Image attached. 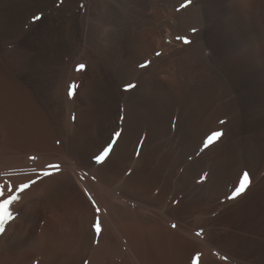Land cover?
I'll return each instance as SVG.
<instances>
[{"label": "rangeland", "instance_id": "1", "mask_svg": "<svg viewBox=\"0 0 264 264\" xmlns=\"http://www.w3.org/2000/svg\"><path fill=\"white\" fill-rule=\"evenodd\" d=\"M197 1L183 7L186 0H89L87 16L58 12L55 18L65 25L76 21L81 29L86 23V38L69 56L67 71L54 62L39 81L14 71L4 55L12 39L0 41V184L38 180L14 205L19 215L0 236V264H264V121L248 125L240 118L227 81L243 64L264 67V37L243 41L222 64L211 65L201 58V46L202 31L213 22L203 18ZM116 30L122 37L112 62L126 68L124 81L136 86L123 91L120 105L125 113L129 102L135 105L129 113L142 150L134 162L114 149L105 164H94L91 158L117 130L106 123L91 135L94 152L87 166L78 167L65 144L67 107L76 97L68 98V85L78 86L77 95L88 92L85 70L77 72L76 66L95 61L99 43ZM177 35L192 43L184 45ZM145 60L152 63L141 69ZM96 80L111 85L116 97L119 83L109 85L103 74ZM110 108L114 112L115 101ZM215 131L223 135L201 150ZM188 139L199 142L182 165L173 153L184 150ZM199 157L211 167L240 170L241 179L247 173L245 192L235 199L228 197L237 185L229 194L222 187L190 192L185 179L169 175L170 166L177 163L182 173ZM49 164L60 165L57 174L38 176L56 171ZM209 178L194 183L204 185Z\"/></svg>", "mask_w": 264, "mask_h": 264}, {"label": "bare ground", "instance_id": "2", "mask_svg": "<svg viewBox=\"0 0 264 264\" xmlns=\"http://www.w3.org/2000/svg\"><path fill=\"white\" fill-rule=\"evenodd\" d=\"M88 1L0 0V41H4L3 44L6 45V37L10 36L12 39L10 48L4 51V55L20 77L39 81L40 76L46 71L45 69L54 62H61L63 66L66 65L65 70H68L69 56L82 49V43L86 38L87 24H81L80 29L78 22L74 21L65 25L60 20L61 17L55 18V16L58 12L60 14L68 9L74 14L78 12L87 16L90 13V5H88L90 2L88 3ZM198 1L200 3L197 4L199 6L201 4L202 7L203 18L208 22H213L211 27L202 31L203 45L201 46L202 50L206 51L201 58L205 59L206 62H211V65L218 67L229 55L234 53V50L236 51L241 46L243 41L247 43L264 37L263 1L259 3V0H228L229 4H225L226 0ZM37 15L41 18L33 23V17ZM16 34L17 38H14ZM121 37L122 35L118 34V30H116L115 33L108 35L99 43L96 59L88 63L84 73V83H89L88 92L82 95L79 93V96L76 95L73 99V104L68 103L65 144L78 167L87 166L89 162L87 159L94 152L90 148L91 139L100 132V128L106 123H108L109 129L115 128L122 132V138L118 141L119 146L115 148L116 155L126 156L127 159L134 162L142 150L140 147L139 152H137V146L142 145V138L140 133L133 132L137 126L132 128L134 123L131 112L129 113L134 104H130V102L127 104L126 113L123 111V105H120L123 94L122 86L128 83L127 80L124 81V76L128 73L127 69L113 63ZM253 43L256 44V42ZM259 44L261 45V43ZM243 65L237 71L228 73L227 81L237 102L240 118L248 125L259 124L264 121V67L254 64H250L249 67ZM102 74L109 85L110 81L111 83H119L115 90L116 97L111 93L113 92L111 85L106 87V85L99 86L101 83L97 84L96 79ZM64 79H67L66 74ZM133 93L135 94L136 91L134 90ZM114 101V112H110V106L114 104ZM134 108L136 107H133L132 114L136 111ZM92 134L94 135L91 137ZM190 140L186 141L184 150L178 149L179 151L176 153L175 149L177 148L174 149L173 156L182 165L188 154H195L199 142L198 140L197 142ZM171 141L169 142L171 143ZM183 144L182 146H184ZM175 164L177 165V163ZM176 165L170 166L169 175L176 181L185 179L190 192L202 190L211 193L215 192L216 188L221 190L222 187V190L229 194L241 180L240 170L233 172L227 164L211 167L209 159L204 157L188 162L182 173ZM63 175L69 180L75 179V175L70 172H65ZM64 176L62 177L64 178ZM209 176V180L204 185L197 186L194 183V179H204ZM96 192L98 193V189Z\"/></svg>", "mask_w": 264, "mask_h": 264}, {"label": "snow or ice", "instance_id": "3", "mask_svg": "<svg viewBox=\"0 0 264 264\" xmlns=\"http://www.w3.org/2000/svg\"><path fill=\"white\" fill-rule=\"evenodd\" d=\"M189 3L190 0H186V3L183 5V7H187ZM40 18L41 17L39 15L33 17V23L40 20ZM193 33H195V29H193ZM176 40L183 43L184 45H190L192 43L191 39H189V37L186 35H177ZM156 55L161 56L162 53L157 52ZM151 63H152L151 60H145L143 63L139 64V67L141 69H147ZM85 68L86 66L82 63L76 66L77 72H82L85 70ZM77 87L78 86L74 83L68 85L67 96L70 100H72L77 95L76 93ZM134 87H136L134 84H125L123 87V91L131 92ZM73 119L75 120V117H73ZM121 120H123V117H121ZM221 123H223V121H221ZM222 135H223L222 132L215 131L210 135L206 136L204 138L203 144L201 145V150L208 149L212 145V143L218 138H220ZM121 138H122V132L114 131L109 141L105 144L102 150L91 158L92 162L97 166L105 164L113 154L114 149L119 146L118 141ZM140 147H142V145L137 146V152H139ZM47 169H55L56 171L43 170L41 173H38L37 175L43 177L56 175L60 169V165L49 164L47 165ZM36 183H38L37 179H32L27 182L19 183L18 185H14L11 182L7 184H0V205L4 207L3 215L0 216V225H2V228H0V236H3L8 226L11 225L13 221L17 219L19 213L17 211H14L13 209H14V205L19 202V198L21 197V194L28 191L32 187V185ZM248 184H249L248 174L244 173L242 179L239 181L238 185L234 188V190L230 193L228 198L235 199L240 195H242L245 192ZM95 207H96L97 215H99V206L95 205ZM94 230L97 233H99L100 228L98 224L94 226Z\"/></svg>", "mask_w": 264, "mask_h": 264}]
</instances>
